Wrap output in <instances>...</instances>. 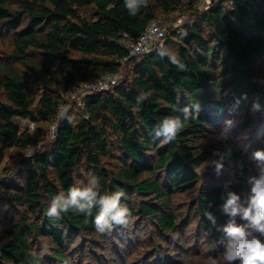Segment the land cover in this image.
Here are the masks:
<instances>
[{"label":"trees","instance_id":"trees-1","mask_svg":"<svg viewBox=\"0 0 264 264\" xmlns=\"http://www.w3.org/2000/svg\"><path fill=\"white\" fill-rule=\"evenodd\" d=\"M194 1L136 0L129 9L127 0H0V26L13 31L12 57L38 82L34 86L26 81L13 64H0V165L16 146L23 170L17 187L1 193L20 218L0 228V264H73L74 258L87 257L94 264H115L107 255L112 243L117 246L115 238L128 249L124 245L133 241L134 230L144 227L148 238L155 232L159 242L181 254L182 232L190 223L185 217L193 213L208 235L220 234L205 213L213 214L216 225L227 222L222 195H240L248 187L252 156L227 142L225 153L230 150L231 156H224L235 165L228 168L232 175L200 188L188 212L178 211L174 198L202 181L199 169L211 147L208 129L219 127L231 106L246 113L244 125L262 123L256 134L264 132V75L256 76L264 62V0H231L229 6L211 1L201 14L206 31L197 24L183 33L171 30L165 46L130 59L129 72L114 89L86 95L80 106L61 113L66 94L78 83L124 67V41L137 40L160 15L191 9ZM173 44L174 53L167 48ZM171 55L178 64L171 63ZM195 105L198 118L190 116L175 140L165 142L166 137L156 135L165 117L183 119L185 107L196 115ZM255 106L262 112L259 118L250 111ZM19 118L31 123L56 120L54 139L47 140L41 127L34 137L19 126ZM117 148L118 165L106 166ZM256 150L250 148L251 154ZM87 169L98 180L100 195L121 193L120 203L131 213L126 226L98 232L94 219L99 204L85 213L46 214L54 197L82 187L77 175ZM41 239L51 250L46 257L37 245ZM164 250L160 245L158 251ZM149 263L176 262L164 254Z\"/></svg>","mask_w":264,"mask_h":264},{"label":"rangeland","instance_id":"rangeland-1","mask_svg":"<svg viewBox=\"0 0 264 264\" xmlns=\"http://www.w3.org/2000/svg\"><path fill=\"white\" fill-rule=\"evenodd\" d=\"M210 3L211 0H195L193 8L182 9L169 15L162 14L156 20H158L161 25L168 30V33L171 30L183 33L186 32V30L189 31V29L196 24L201 25L206 31L208 27L206 24L201 23V14L209 7ZM14 7L16 9H20L19 5H14ZM12 38L13 31L4 30V28L0 26V64H13L16 68H18L19 72L26 81L32 83L34 86H38V82L34 79V77L27 72L14 57H12V53L14 51ZM166 43L167 40L165 41L164 46ZM176 45L177 44L169 45L167 48L169 51L174 53L177 48ZM128 72L129 70L126 66L123 70V76H125ZM263 75L264 62L258 67V71L256 72V76L259 78H263ZM82 84V82L78 83L66 94L64 98L66 105L65 103L63 104L61 113H64L65 109L80 106L83 98ZM250 111L254 116H256V118H259L260 115L262 116V112L257 108V106L253 107ZM245 121L246 113L241 112V114H239L231 106L229 116L222 120L219 127H209L208 141L210 142L211 147L206 149L204 155L206 156L207 161L199 169V172L203 175V179L196 188L191 189L186 193L175 195L174 201L177 204L176 207L178 211L182 210L184 212H188L190 210V200L194 199L198 195L200 188L209 187L212 184H215L217 178H223L221 177L223 175L226 177H230L232 175L233 172L228 168L235 165L232 160L226 159L224 156L227 142H231L237 150H240L244 153V155H247V158L252 156L250 148L253 146L257 149H264V132H261L260 136L256 134L258 128H261L263 124L257 123L256 126L248 128L244 125ZM55 122L56 120L50 121L49 123H31L29 120L20 118L17 121L19 126L23 129L28 128L34 137L36 136L37 127L44 128L45 131L47 130V140L54 139L56 127ZM39 146L42 148L43 144H40ZM112 150L113 149H111V151ZM33 151L34 147L31 146L28 152L31 154ZM120 152L121 151L118 148L116 149V154H112L111 152V156L107 159L108 161L106 166L116 167L119 163L118 154ZM19 153L20 150L18 147L13 146L9 148L5 160L0 165V228L6 225L5 223L7 220L20 218V214L14 205L9 203V200L4 199L1 195L3 188L17 187L19 181H21L19 177H21L23 170L19 162ZM221 156H224L223 168L219 173H217L215 164H213L212 161L220 160ZM256 163L257 162L255 160H251L250 176L259 175L256 170ZM89 179H91V173L88 172V169L82 171L79 176L77 175V180L82 186L87 184ZM249 187L250 186L248 185V187L241 192L240 196L242 199L248 192ZM185 220H187V222L190 221V223L187 230L182 232L184 242L180 243L181 248L179 252L181 254L175 253L173 246L169 247L167 244L159 242L155 232H153L151 238H148L149 235L145 233L144 227L138 233L136 232L138 229H135L134 232L136 236L133 237V241L126 243V245L123 244L128 249L121 247L120 244L122 243L115 238L117 246L111 242L112 247L110 250L108 248L107 255H112L115 258V264H150V261H154L156 260V257L164 256V254L173 257L176 262L175 264H227V262L223 259V246L221 243V240L224 238L223 233L219 232L220 234L218 236L208 235L202 230L200 216L197 213L191 214L190 217H185ZM237 223L243 224L245 222L237 218ZM145 226L148 227L147 231L152 230V226L149 221H145ZM110 237L112 238V236ZM37 245L44 252V256H48L51 250L48 247L47 241L41 239L37 242ZM160 245L164 247V253L158 251ZM88 253L89 252L86 251L85 254L88 255ZM73 261V264H94V261L90 260L89 257L85 258L83 261L74 258ZM98 262L102 264V261L98 260ZM49 264L54 263L49 262ZM103 264L111 263H109L108 260V262Z\"/></svg>","mask_w":264,"mask_h":264},{"label":"clouds","instance_id":"clouds-1","mask_svg":"<svg viewBox=\"0 0 264 264\" xmlns=\"http://www.w3.org/2000/svg\"><path fill=\"white\" fill-rule=\"evenodd\" d=\"M147 3V0H144ZM136 0H127L126 7L134 9ZM131 15H135L133 10ZM172 64L179 61L175 55L170 56ZM184 68L183 64L179 65ZM144 97L138 98L142 100ZM196 115H192L185 107L183 119L179 116L165 117L158 125L156 135L166 137L165 142L176 139L178 132L185 123L195 120L199 115V105ZM226 156H231V151L227 150ZM224 156L220 160L212 161L215 164L216 172L223 168ZM251 159L255 160L258 176H249L247 183L250 186L248 192L242 199L235 191H225L222 195L224 203L221 212L228 217L224 225H216V218L211 212H206V218L216 226L217 231L223 233L221 240L223 246V259L227 264H264V149L253 152ZM100 185L96 177H91L88 183L82 187H72L67 195L63 193L54 197L47 210L49 217L59 216L60 213H67L74 210L77 213H85V209L90 211L96 204H99V211L94 219V225L98 232L104 233L111 230L113 225L126 226L131 215L129 209L121 205V193L100 195ZM237 218L244 221L237 223Z\"/></svg>","mask_w":264,"mask_h":264},{"label":"built area","instance_id":"built-area-1","mask_svg":"<svg viewBox=\"0 0 264 264\" xmlns=\"http://www.w3.org/2000/svg\"><path fill=\"white\" fill-rule=\"evenodd\" d=\"M211 1L219 3L222 2L225 6H229L231 4V0ZM167 35L168 30L163 27L158 20H153L137 40L129 39L124 41V46L128 50V55L121 60L124 67L119 72L105 78L90 82H83V97L95 92H105L114 89L122 80L123 70L130 59L135 56L146 54L158 46H163L167 39Z\"/></svg>","mask_w":264,"mask_h":264}]
</instances>
